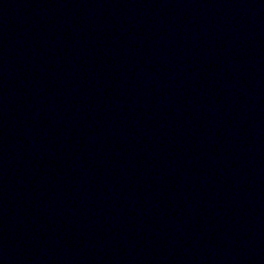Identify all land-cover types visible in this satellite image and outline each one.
<instances>
[{"label":"water","instance_id":"95a60500","mask_svg":"<svg viewBox=\"0 0 264 264\" xmlns=\"http://www.w3.org/2000/svg\"><path fill=\"white\" fill-rule=\"evenodd\" d=\"M0 264H264V0H0Z\"/></svg>","mask_w":264,"mask_h":264}]
</instances>
